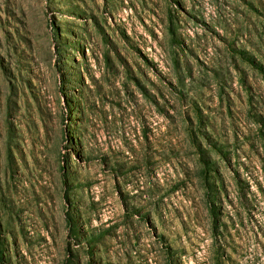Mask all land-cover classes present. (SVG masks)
Segmentation results:
<instances>
[{
	"label": "rangeland",
	"instance_id": "1",
	"mask_svg": "<svg viewBox=\"0 0 264 264\" xmlns=\"http://www.w3.org/2000/svg\"><path fill=\"white\" fill-rule=\"evenodd\" d=\"M0 264H264V0H0Z\"/></svg>",
	"mask_w": 264,
	"mask_h": 264
}]
</instances>
